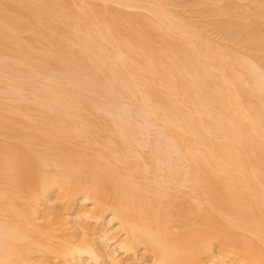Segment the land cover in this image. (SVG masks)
Segmentation results:
<instances>
[{
	"label": "bare ground",
	"instance_id": "obj_1",
	"mask_svg": "<svg viewBox=\"0 0 264 264\" xmlns=\"http://www.w3.org/2000/svg\"><path fill=\"white\" fill-rule=\"evenodd\" d=\"M0 264H264V0H0Z\"/></svg>",
	"mask_w": 264,
	"mask_h": 264
}]
</instances>
